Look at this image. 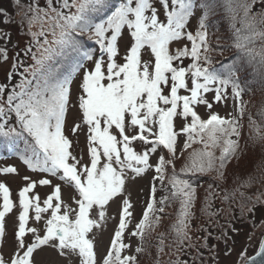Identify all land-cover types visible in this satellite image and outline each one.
Listing matches in <instances>:
<instances>
[{
	"label": "snow or ice",
	"instance_id": "6c2138e0",
	"mask_svg": "<svg viewBox=\"0 0 264 264\" xmlns=\"http://www.w3.org/2000/svg\"><path fill=\"white\" fill-rule=\"evenodd\" d=\"M257 2L264 0L251 3L200 0L199 5L197 0H159L165 14L161 20L152 0H120L115 5L111 0H44L43 5L40 0H30L27 4L15 0L23 13L21 23H27L36 52H32V47L26 49L32 53L34 64L20 73V83L11 91L0 85V136L24 139L23 162L31 170L58 176L72 189L69 199L75 207L63 201L60 184L54 185L53 193L41 203L39 195L33 193L37 182L24 177L27 183L18 194L20 210L14 252L7 259L0 254V264H38L34 253L45 246L69 261L75 259L78 264H139L137 255L125 254L131 246L123 237L133 216L127 185L150 170L155 173L152 197L131 235L143 240L145 228L157 212L163 213L170 196L180 202L178 222L173 226L177 241L182 244L189 239L187 228L196 200V186L191 177L215 171L216 179L224 180L223 169L232 158H238L239 148V124L235 118L225 119L213 113L203 119L195 108L199 104L212 107L203 95L209 91H215L217 102L229 85L237 99L242 93L233 79L234 69L222 76L207 66L211 64L210 58L201 55L202 48L208 51L206 21L220 8L227 11L235 32V46L243 49L251 60L258 56L259 66L264 68V49L257 52L249 47L257 38L264 40V29L258 27L264 25V12L252 13ZM197 6L203 9V15L199 18V30L193 35L187 31V25ZM106 10L109 14L98 19ZM239 10L243 16L238 20ZM0 16H7V12L0 9ZM37 21L40 30L32 32L31 27ZM237 22L240 28L235 27ZM125 31L128 40L120 60V41ZM85 35L98 45L96 52L85 48ZM185 38L191 42L190 48L185 45L174 53L170 51L173 42ZM145 48L150 50L151 61L143 59ZM3 58L7 59L6 52ZM185 58L192 61L186 67L182 66ZM73 59L71 70L65 74L64 63ZM85 61H91L92 67L85 68ZM16 67L13 65L9 79ZM81 71L78 108L82 117L72 133L76 134L82 126L87 129L86 163H82V157L73 155L72 140L64 134L73 79ZM211 85L217 87L213 89ZM181 90L187 94L181 95ZM240 111L242 115V106ZM13 114L16 124L10 126L8 117ZM176 118L184 121L179 130ZM256 130L259 133V128ZM181 135L186 137L184 150L193 143H201L203 148L190 153L178 173L173 161L177 158V141ZM231 136L237 139L227 138ZM221 139L224 146L217 157L212 149L219 146ZM137 143L142 145V150L136 149ZM165 149L173 159L160 155L154 166L150 157ZM169 165L172 172L166 177ZM0 172L15 173L16 169L8 167ZM166 179L168 187L164 188ZM156 182L169 196L156 199ZM39 184L49 185L51 181L42 179ZM0 194L2 245L6 236L5 217L15 205L4 183H0ZM117 200L121 204L118 228L107 253L98 259L93 229L109 219L108 208ZM49 211L45 218L43 214ZM30 220L36 224L43 220L44 227L30 226ZM142 251V246L135 249L136 253ZM257 256L262 257L260 264H264V241L256 256L247 258L246 253H241L244 264H255Z\"/></svg>",
	"mask_w": 264,
	"mask_h": 264
},
{
	"label": "rangeland",
	"instance_id": "374dc122",
	"mask_svg": "<svg viewBox=\"0 0 264 264\" xmlns=\"http://www.w3.org/2000/svg\"><path fill=\"white\" fill-rule=\"evenodd\" d=\"M250 1L248 0V2ZM29 2L30 0H21V4H27ZM40 3L43 5L44 0H40ZM152 3L158 10L159 18L164 20L165 14L159 0H152ZM199 3L200 0L199 2L197 0L198 5ZM256 4L257 6L255 8L257 9V13L264 12V3L257 2ZM0 9L7 12V16H0V50H4V52H0V85L8 86L13 83L14 86L20 83V73L26 72L34 64L32 53L27 52L26 49L32 47V52H36V48L32 46L33 41L29 35L27 23H21L23 13L18 10L15 0H0ZM202 15L203 9L197 6L187 25V31L195 35L196 31L199 30V18ZM214 15L215 13L209 15L208 19L210 22L206 23L208 51L204 52L203 48L201 49V55H207L211 60V64L207 65L209 68L214 65H216L214 67H217L226 54L224 48L216 40L217 38H224L223 35L226 28H223L224 24L220 19L212 20ZM39 30L40 22L37 21L32 25L31 31L39 32ZM123 36L124 39L120 41V60L125 55V44L128 40L126 31L123 33ZM185 45L189 48L191 47V42L186 38L179 42H173L170 45V51L174 53L178 47ZM5 52L7 56L6 60L3 58ZM142 52L144 60L151 61L153 59L149 49L145 48ZM191 62L190 58H185L182 66L186 67ZM13 65H17V67L15 74L9 79V73L13 72ZM91 67L92 62L87 61L85 68ZM81 80L82 71L77 74L72 83L70 104L64 123V134L72 140L71 151L73 155H76L78 158L82 157V163H86L89 159L87 129L82 126L76 134L72 133L74 125L81 123L82 113L78 108L79 84ZM210 87L215 89L217 85H211ZM7 89L11 91L12 87L9 86ZM167 91L168 89L165 88V92ZM180 93L182 95L187 94L184 90H181ZM254 93V91L249 92L245 96L248 106L255 103ZM203 95L212 105L211 108H208L205 104L195 106L196 111L203 119H207L213 113L227 119L231 117L240 118L242 116L239 108L240 98L237 99L233 95L232 86H228L226 92L223 94V98L219 102L215 100L214 90ZM4 99H6V95ZM261 122H264V119H256V126L259 128V133L252 128H245V125H243V129L241 127L238 129L240 133L238 150L247 146L246 140L252 132L255 133L256 138H260L262 135L264 136V124H261ZM175 123L177 130H179L184 121L176 118ZM13 124L15 125V123ZM256 138L251 140L255 141ZM185 139L186 137L181 135L177 141V158L173 162L178 173L180 168L187 162L189 154L203 148L201 143H193L190 148L184 150ZM231 139L235 140L237 137L231 136ZM223 146V140L221 139L219 146L212 149L217 157L221 155ZM136 149L142 150V145L137 143ZM238 150V158H232L223 169L224 180L216 179L217 173L215 171L205 174L208 176V174L212 173L215 177L213 181L217 184L221 182L220 187L231 184L233 190L227 189L224 190L225 192H220L219 189L213 186L211 180L204 181L207 177L205 175L197 174L191 177L192 182L196 186V200L192 208L193 215L187 228L189 239H185L182 244L178 243L173 228L178 222L180 202L179 200L171 199L169 192L164 190V188L168 187L167 179L165 180L164 188H161L159 182H156V199L159 200L163 196H169V202L164 206L163 213L157 212L156 216L151 219L150 225L144 230L143 240L139 236L131 235V232L135 229V225L142 218L147 202L151 200V187L155 173L153 170H150L141 177H138L135 181L129 182L127 185V194H130V199L133 204V216L123 237L124 242L131 246L126 250L125 254L137 255L139 264H244V258L241 257V253H246V257L249 258L257 252L264 238V176L256 182L245 180V173L247 171H243V169L250 168L248 157L250 153H248L247 149H243L241 152ZM23 155L8 156L0 160V169L8 167H14L16 169L15 173L0 172V183H4L9 188L10 198L15 205L13 211L5 217L6 236L4 243L0 247V251L6 259L14 252V233L20 210L18 194L27 183L24 177H29L31 181L37 182L33 193L39 195L41 203L53 193L54 185L60 184L63 201L75 207L74 201L69 199V194L72 192V189L66 183L60 181L58 176L29 169L21 158ZM160 155H163L168 160L173 159L172 155L166 149L158 151L150 157V161L154 166ZM171 172L172 166L169 165L166 177L171 175ZM228 173H231L233 178H230ZM238 177L244 181L241 186L239 185ZM42 179H49L51 184H39V181ZM210 184L212 185L211 188H209ZM226 195L228 197L227 199H225ZM2 203V194H0V204ZM120 208L121 204L119 200L111 203L108 208L109 219L100 228L93 229L95 236L94 245L98 259L105 255L110 247V242L118 228ZM157 208H159V204H157ZM231 209H235L234 213ZM30 215H34V213L30 212ZM43 215L47 218L50 215V211ZM211 222L213 225H222V223L225 225L223 227V236H219V234H215L212 231L213 227L210 226ZM29 224L33 227H44L43 220L39 224L30 220ZM208 225L209 231L205 228ZM141 246L143 251L136 253L135 249ZM34 256L38 264H78V261L75 259L69 261L61 257L57 251L47 246L43 250H38L34 253Z\"/></svg>",
	"mask_w": 264,
	"mask_h": 264
},
{
	"label": "trees",
	"instance_id": "16d2710c",
	"mask_svg": "<svg viewBox=\"0 0 264 264\" xmlns=\"http://www.w3.org/2000/svg\"><path fill=\"white\" fill-rule=\"evenodd\" d=\"M120 0H111V4L115 5L118 4ZM199 2V0H198ZM252 0L249 2L251 3ZM257 4L255 3L252 7V13L258 14L257 9L255 8ZM109 12L106 10L98 15V19L104 18ZM243 16V11L239 10L237 19L239 20V17ZM220 19L221 22L224 24L223 28H226L224 31V38H217V42L221 47L224 48V51L226 52L223 60L218 64L217 67H210V69L215 70L218 74L222 76L228 75L229 69H234L235 76L233 79H235L242 89L241 97L239 100L241 109V106L243 107V114L240 118H235L238 121L239 128L241 127L243 129V125H245V128H252L254 131L258 128L256 126V119L263 120L264 119V68H261L259 66L258 60L259 57H256V60H251L246 54L243 49L237 48L235 46V32L233 29V25L231 22L230 15L227 11L220 8L215 12V15L212 17V20ZM210 22L208 19L206 23ZM236 28H240L241 25L239 22L235 25ZM259 28L264 29V25H258ZM84 46L86 49L91 50L93 52H96L98 50V45H96L93 41H90L87 39V35L84 36ZM220 40V41H219ZM249 47L255 49L257 52H259L261 49H264V40H261L259 38L255 39V41L249 45ZM75 60H69L64 63L63 71L66 74L68 71L71 70V67ZM85 61L84 63H86ZM6 87H13V83L10 85H5ZM231 86V85H229ZM255 92V103L251 104V106H248L247 101L245 100V96L249 92ZM225 118V117H223ZM227 119V118H225ZM229 119H233L232 117ZM8 122L10 126H15L13 123L16 124L15 116L14 114L11 115V117H8ZM261 124H264V122H261ZM241 129V130H242ZM263 136V135H262ZM231 139V137H227ZM256 138L255 133L252 132L249 136L247 141V146L242 147L238 151H242L243 149H247L249 157V169H243V171H247L245 174V180L256 182L260 178L264 176V139L256 138L255 141H252L251 139ZM25 141L24 139H13L11 137H3L0 136V160L8 157V156H19L25 154ZM234 171V169H233ZM244 174V175H245ZM230 178H233V175L231 173H228ZM207 176V175H205ZM215 177L212 175V173L208 174V176L204 179L205 182L208 180H211L213 186L216 189H219L220 192H225L224 190L231 189L233 190L232 185L229 184V186H223L220 187V183L218 184L214 182L213 180ZM239 185L241 186L243 184V179L238 177ZM230 187V188H229ZM234 213L235 209H231ZM214 221V220H213ZM211 224V225H210ZM209 225L213 227V230L215 234H219V236H223L225 225H213L212 222ZM226 224V222H225ZM209 225L206 226V230L209 231ZM204 228V229H205ZM1 254V253H0Z\"/></svg>",
	"mask_w": 264,
	"mask_h": 264
},
{
	"label": "water",
	"instance_id": "95a60500",
	"mask_svg": "<svg viewBox=\"0 0 264 264\" xmlns=\"http://www.w3.org/2000/svg\"><path fill=\"white\" fill-rule=\"evenodd\" d=\"M263 241H264V238H263ZM257 253V252H256ZM256 253L254 254V255H252L251 257H254V256H256ZM251 257H249V258H251ZM261 260H262V257H256V261H255V264H260V262H261Z\"/></svg>",
	"mask_w": 264,
	"mask_h": 264
}]
</instances>
